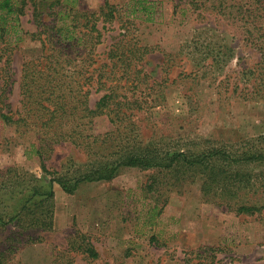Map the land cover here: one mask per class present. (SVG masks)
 <instances>
[{
    "label": "rangeland",
    "instance_id": "obj_1",
    "mask_svg": "<svg viewBox=\"0 0 264 264\" xmlns=\"http://www.w3.org/2000/svg\"><path fill=\"white\" fill-rule=\"evenodd\" d=\"M13 1L20 16L6 19L22 31L12 57L18 82L25 59L43 53L31 34L52 25L98 24L101 59L123 39L125 28L128 42L147 49L141 72L131 73L123 91L142 106L134 111V127L102 116L93 121L95 136L110 133L115 146L125 125L128 132L134 129L135 144L163 153L251 139L264 143V52L258 39L264 0ZM100 96L94 95L92 103ZM19 101L17 83L10 96L14 109ZM23 132L0 121V180L8 185L17 171L45 175L40 158L26 154L35 137ZM92 159L82 148L63 143L54 147L46 165L76 174ZM206 179L201 169L186 166L122 167L113 180L82 184L74 194L55 184L53 228L20 238L19 227L8 226L0 230V252L16 249L5 256L19 264H264V192L219 196L211 185L205 194ZM13 196L7 190L1 199ZM244 202L260 211L239 213ZM89 245L98 258L84 252Z\"/></svg>",
    "mask_w": 264,
    "mask_h": 264
},
{
    "label": "trees",
    "instance_id": "obj_2",
    "mask_svg": "<svg viewBox=\"0 0 264 264\" xmlns=\"http://www.w3.org/2000/svg\"><path fill=\"white\" fill-rule=\"evenodd\" d=\"M17 5L13 0H0V121L4 127H14L18 132L35 137V143L31 142V150L26 154L40 158L45 175L37 178L17 171L9 185L8 181L0 180V230L17 226L21 230L17 234L20 238L23 233L38 229L50 231L54 225L55 184L65 193L74 194L82 184L113 180L122 167L199 168L207 176L203 184L205 194L210 193L211 185L218 187L220 192L216 195L219 196L224 193L238 196L241 192L242 196H254L264 192V143L259 139L233 145L213 143L201 151L189 149L180 153H163L150 145L141 148L135 144L134 129L126 131V124L134 127V111H142V106L139 100L134 103L128 100L123 91L128 88L131 73L141 72L138 67L147 49L128 42L126 28L123 39L104 59L99 57L98 47L103 36L98 24H57L39 30L31 36L40 41L43 53L25 59L18 82L12 57L13 45L21 39L22 31L19 24H7L6 19L11 15L16 19L20 16ZM258 32V39H263L259 49L264 52V26H259ZM9 35L15 40L8 39ZM118 75L117 81L126 79L123 84L115 83ZM17 83L20 101L19 107L14 109L10 96ZM99 93L101 96L92 103V97ZM102 116H107L111 124L126 125L121 136L115 138V146L110 133L104 137L93 134V121ZM132 141L135 146L131 145ZM63 143L90 153L94 157L92 163L83 165L76 174L51 171L46 161L54 147ZM256 168L263 170L254 175ZM7 190L14 195L8 202L1 199ZM237 211L254 214L260 208L244 202ZM15 251L7 248L0 252V264H19L14 262L15 257L5 256L8 252L15 255ZM84 252L89 259L98 258L91 245Z\"/></svg>",
    "mask_w": 264,
    "mask_h": 264
}]
</instances>
